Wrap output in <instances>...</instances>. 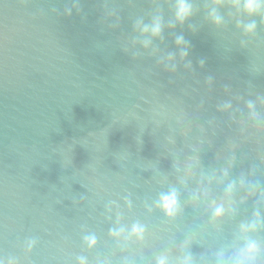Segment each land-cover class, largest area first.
<instances>
[{
    "label": "water",
    "instance_id": "95a60500",
    "mask_svg": "<svg viewBox=\"0 0 264 264\" xmlns=\"http://www.w3.org/2000/svg\"><path fill=\"white\" fill-rule=\"evenodd\" d=\"M190 3L170 28L174 0H0L4 264H217L249 238L264 264V228L240 231L264 217V13ZM157 15L161 37L142 34Z\"/></svg>",
    "mask_w": 264,
    "mask_h": 264
},
{
    "label": "clouds",
    "instance_id": "9594fccd",
    "mask_svg": "<svg viewBox=\"0 0 264 264\" xmlns=\"http://www.w3.org/2000/svg\"><path fill=\"white\" fill-rule=\"evenodd\" d=\"M230 3L233 7L242 10L248 16H255L264 13V0H213L214 4ZM193 14V6L190 0H174L173 6V21L169 23L168 27L174 28L177 24L183 25ZM209 17L216 25L222 23V17L216 13L215 9H212L209 13ZM137 27L144 35L151 37H161L164 24L162 17L154 16L150 23H144L143 21L137 22ZM256 23L252 21L243 25V30L246 34H252L256 30ZM177 46H185V50L182 51V56H187V42L183 36H178L175 40ZM143 44L147 47L150 44V40H144ZM248 108L254 111V104L248 103ZM226 175V173H225ZM235 187V184H229L226 191L231 192ZM253 190L248 192V195H255L258 190V186H252ZM260 200H264V192H260ZM160 210L168 217H174L179 211L178 195L175 190L162 193L156 205ZM224 215L223 205L214 207L212 212L213 219H220ZM264 228V217H261L259 211L253 213V217L246 223L240 225V231L242 233L256 232ZM121 230L113 231L111 234L119 236ZM145 233V227L141 224H133L130 230V235L135 236L138 240H142ZM86 242L89 246H94L96 243L95 237H87ZM261 251L260 245L254 239H246L242 247L237 249L231 257L225 259L223 254H219L217 264H257V256ZM80 264H86L85 258L81 257ZM0 264H4L3 260H0ZM11 264V262H10ZM156 264H168L165 257H161L156 261ZM182 264H194L191 253H188L182 262Z\"/></svg>",
    "mask_w": 264,
    "mask_h": 264
}]
</instances>
